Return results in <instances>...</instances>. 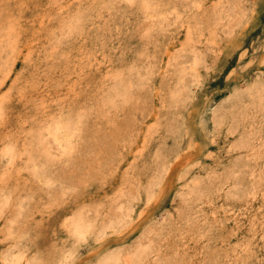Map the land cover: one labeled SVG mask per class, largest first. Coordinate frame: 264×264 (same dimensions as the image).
I'll return each mask as SVG.
<instances>
[{"label": "rangeland", "instance_id": "374dc122", "mask_svg": "<svg viewBox=\"0 0 264 264\" xmlns=\"http://www.w3.org/2000/svg\"><path fill=\"white\" fill-rule=\"evenodd\" d=\"M23 1L0 0V264L8 255L17 264H98L147 236L154 243L141 264H264V0ZM78 218L89 224L83 234Z\"/></svg>", "mask_w": 264, "mask_h": 264}, {"label": "bare ground", "instance_id": "6f19581e", "mask_svg": "<svg viewBox=\"0 0 264 264\" xmlns=\"http://www.w3.org/2000/svg\"><path fill=\"white\" fill-rule=\"evenodd\" d=\"M3 1H5V0H3ZM19 1H20V0H19ZM21 1H22V0H21ZM24 1H25V0H24ZM24 1H23V2H24ZM30 1H31V0H30ZM207 1H208V0H207ZM207 1L205 0V2H207ZM226 1H227V0H226ZM25 2H26V1H25ZM65 2H66V1H65ZM65 2H64V3H65ZM200 2H201V1H200ZM209 2H210V1H209ZM2 3H3V2H2ZM18 3H19V2H18ZM27 3H28V2H27ZM38 3H40V2H38ZM201 3H202V2H201ZM0 4H1V3H0ZM3 4H4V3H3ZM7 4H8V3H7ZM32 4H33V3H32ZM34 4H35V3H34ZM42 4H43V3H42ZM60 4H61V2H60ZM62 4H63V2H62ZM62 4H61V5H62ZM81 4H82V3H81ZM145 4H147V3H145ZM225 4H226V3H225ZM11 5L14 6L13 4H11ZM21 5H25V3H24V4H21ZM21 5H19L18 7H20ZM27 5H28V4H27ZM207 5H208V4H207ZM41 6H42V5H41ZM209 6H210V5H209ZM2 7H3V5H2ZM8 7H9V6H8ZM91 7H92V6H91ZM200 7H201V5H200ZM204 7H205V6H204ZM237 7H238V5H237ZM6 8H7V7H6ZM9 8H10V7H9ZM24 8H25V7H23V9H24ZM34 8H35V7H34ZM61 8H62V7H61ZM71 8H72V7H71ZM80 8H81V7H80ZM205 8H206V7H205ZM205 8H204V11H206ZM11 9H12V8H11ZM16 9H18V8H16ZM26 9H27V8H26ZM30 9H32V7H31ZM51 9H52V8H51ZM209 9H211V8H209ZM209 9H207V10H209ZM6 10H7V9H6ZM6 10H5V11H6ZM18 10H19V9H18ZM46 10H47V9H46ZM105 10H106V9H105ZM198 10H199V9H198ZM7 11H9V10H7ZM15 11H17V10H15ZM32 11H33V10H32ZM36 11H38V10H36ZM47 11H48V10H47ZM62 11H63V10H62ZM210 11H211V10H210ZM10 13H11V11H10ZM207 13H208V12H207ZM227 13H228V12H227ZM253 13H254V12H253ZM14 14H16V12H15ZM39 14H42V13L39 12ZM45 14H46V13H45ZM51 14H52V13H51ZM63 14H64V13H63ZM200 14H201V13H200ZM202 14H203V13H202ZM210 14H211V13H209V16H210ZM231 14H232V13H231ZM26 15H28V14H26ZM11 16H13L12 13H11ZM20 16H21V10H20ZM20 16H18V17H20ZM205 16H206V14H205L203 17H205ZM232 17H233V16H232ZM40 18H41V17H40ZM42 18H43V17H42ZM169 18H170V17H169ZM235 18H236V17H235ZM239 18H240V17H239ZM239 18H238V19H239ZM211 19H212V18H211ZM213 20H214V19H213ZM23 21H24V18H23L22 22H23ZM206 21H207V20H206ZM238 21H239V20H238ZM18 22H19V21H18ZM209 22H210V21H208L207 23H209ZM228 22H229V21H228ZM240 22H241V21H240ZM26 23H27V21H26ZM35 23H36V22H35ZM35 23H34V24H35ZM41 23H42V22H41ZM204 23H205V20H204L203 23L201 22L200 24L202 25V24H204ZM207 23H206V24H207ZM186 24H187V23H186ZM196 24H197V23H196ZM27 25H30V24L27 23ZM209 25H210V24H208V25H206V26L204 25V26L207 27V26H209ZM229 25H230V24H229ZM30 26H31V25H30ZM32 26H33V25H32ZM52 26H53V25H52ZM211 26H213V25L211 24ZM11 27H12V26H11ZM21 27H23V25H22ZM24 27H25V26H24ZM33 27H34V26H33ZM193 27H194V26H193ZM201 27H202V26H201ZM209 27H210V26H209ZM214 27H215V26H214ZM232 27H233V26H232ZM31 28H32V27H31ZM35 28H36V27H35ZM35 28H34V29H35ZM37 28H38V27H37ZM37 28H36V29H37ZM191 28H192V27H191ZM211 28H213V27H211ZM211 28H210V29H211ZM216 28H217V27H216ZM233 28H234V27H233ZM3 29H4V27H3ZM26 29H27V27H26ZM26 29H25V30H26ZM36 29H35V30H36ZM202 29H203V28H202ZM25 30H24V32H25ZM28 30H29V29H28ZM30 30H31V29H30ZM30 30H29V31H30ZM41 30H42V29H41ZM206 30H207V29H206ZM216 30H217V29H216ZM216 30H215V31H216ZM33 31H34V30H33ZM38 31H39V30H38ZM38 31H37V32H38ZM43 31H44V30H43ZM194 31H195V30H194ZM207 31H208V30H207ZM208 32H209V31H208ZM208 32H207V33H208ZM212 32H213V30H212ZM25 33H26V32H25ZM55 33H56V32H55ZM203 33H204V32H203ZM28 34H29V33H28ZM34 34H35V33H34ZM178 34H179V33H178ZM31 35H32V34H31ZM198 35H199V34H198ZM206 35H207V34H206ZM218 35H219V34H218ZM220 35H221V34H220ZM223 35H224V34H223ZM37 36H38V34H37ZM41 36H42V35H41ZM71 36H72V35H71ZM202 36H203V35H202ZM14 37H15V36H14ZM30 37L32 38V36H30ZM212 37H213V36H212ZM215 37H216V36H215ZM221 37H222V36H221ZM0 38H1V37H0ZM25 38H27V34H26V37H25ZM28 38H29V37H28ZM176 38H177V37H176ZM178 38H179V37H178ZM184 38H185V37H184ZM206 38H207V36H206ZM29 39H30V38H29ZM39 39H40V38H39ZM174 39H175V38H174ZM186 39H187V38H186ZM24 40H26V39H24ZM37 40H38V38H37ZM177 40H178V39H177ZM177 40H175V41H177ZM216 40H217V39H216ZM221 40H222V39H221ZM26 41H27V40H26ZM26 41H25V42H26ZM28 41H30V40H28ZM33 41H34V40H32V43H33ZM35 41H36V40H35ZM38 41H39V40H38ZM184 41H185V39H184ZM208 41H209V40H208ZM182 42H183V40L181 41V44H183ZM185 42H186V41H185ZM201 42H203V41H201ZM201 42H199V43L202 44ZM212 42H213V41H212ZM21 43H22V42H21ZM30 43H31V42H30ZM186 43H187V42H186ZM196 43H197V42H196ZM204 43H205V41H204ZM210 43H211V42H210ZM86 44H87V43H86ZM168 44H169V43H168ZM207 44H208V43H207ZM212 44H213V43H212ZM215 44H217V43H214V45H215ZM11 45H12V44H11ZM36 45H37V43H36ZM121 45H122V44H121ZM172 45H173V44H172ZM192 45H193V44H192ZM28 46H30V45H28ZM31 46H32V45H31ZM115 46H116V44H115ZM168 46H169V45H168ZM168 46H167V47H168ZM183 46H184V45H183ZM211 46H213V45H211ZM2 47H3V46H2ZM12 47H13V46H12ZM35 47H36V46H35ZM86 47H87V45H86ZM171 47H172V46H171ZM177 47H178V45H177ZM200 47H201V46H200ZM213 47H214V46H213ZM3 48H4V47H3ZM38 48H40V47H38ZM82 48H83V46H82ZM189 48H190V47H189ZM198 48H199V47H197V49H198ZM217 48H218V47H217ZM28 49H30V48H28ZM31 49H32V48H31ZM85 49H86V48H85ZM172 49H173V48H172ZM71 50H72V49H71ZM80 50H81V48H80ZM86 50H87V49H86ZM159 50H160V49H159ZM165 50H166V48H165ZM190 50H192V49H190ZM219 50H220V49H219ZM81 51H82V50H81ZM84 51H85V50H84ZM19 52H20V51H19ZM87 52H88V51H87ZM170 52H171V51H170ZM28 53H29V52H28ZM75 53H76V52H75ZM84 53H85V52H84ZM162 53H163V52H162ZM166 53H167V52H166ZM72 54H73V53H72ZM82 54H83V53H82ZM189 54H190V53H189ZM10 55H11V54H10ZM78 55H79V54H78ZM158 55H159V54H158ZM165 55H166V54H165ZM167 55H169V53H168ZM14 56H15V55H13V57H14ZM79 56H80V55H79ZM95 56H96V55H95ZM99 56H100V55H99ZM187 56H188V55H187ZM22 57H23V56H22ZM73 57H75V56H73ZM76 57H77V56H76ZM83 57H84V56H83ZM181 57H182V56H181ZM166 58H167V57H166ZM98 59H99V58H98ZM158 59H159V58H158ZM167 59H168V58H167ZM91 60H92V59H91ZM94 60H95V59H94ZM96 60H97V59H96ZM96 60H95V61H96ZM193 60H194V59H193ZM67 61H68V60H67ZM162 61H163V60H162ZM74 62H75V61H74ZM74 62H73V63H74ZM178 62H179V61H178ZM19 63H20V62H19ZM85 63H86V62H85ZM94 63H95V62H94ZM101 63H102V62H101ZM165 63H166V62H165ZM105 64H106V63H105ZM163 64H164V63H163ZM163 64H162V65H163ZM94 65H95V64H94ZM114 65H115V64H114ZM105 67H106V66H105ZM164 67H165V66H164ZM190 67H192V66H190ZM190 67H189V68H190ZM98 68H99V67H98ZM107 68H108V67H106L105 69H107ZM110 68H111V66H110ZM194 68H195V67H194ZM194 68H193V69H194ZM16 69H17V68H16ZM99 69H100V68H99ZM90 71H91V69H90ZM90 71H89V72H90ZM87 72H88V71H87ZM89 72H88V74H89ZM97 72H98V71H97ZM102 72H103V71H102ZM194 72H195V71H194ZM65 73H66V72H65ZM94 73H95V71H94ZM103 73H104V72H103ZM49 74H50V73H49ZM62 74H63V73H62ZM67 74H68V73H67ZM101 74H102V73H101ZM101 74H100V76H101ZM51 75H52V74H51ZM94 75H96V74H94ZM9 76H10V75H9ZM13 76H14V75H13ZM20 76H21V75H20ZM48 76H49V75H48ZM62 76H63V75H62ZM62 76H61V77H62ZM87 76H88V75H87ZM64 77H65V76H64ZM77 77H78V76H77ZM84 77H85L84 79H86V76H84ZM95 77H97V76H95ZM11 78H13V77H11ZM16 78H17V77H16ZM48 79H49V78H48ZM52 79H53V77H52ZM64 79L66 80V78H64ZM92 79H93V78H92ZM28 80H30V79H28ZM53 80H55V79H53ZM69 80H70V79H69ZM71 80H74V79H71ZM75 80H76V79H75ZM75 80H74V81H75ZM86 80H88V78H87ZM86 80H85V81H86ZM90 80H91V77H90ZM94 80H95V79H94ZM184 80H185V79H184ZM24 81H26V80H24ZM24 81H23V82H24ZM61 81H63V80H61ZM92 81H93V80H92ZM32 82H33V81H32ZM43 82H44V81H43ZM65 82H66V81H65ZM70 82H71V81H70ZM75 82H76V81H75ZM78 82H79V84H80V81H79V80H78ZM95 82H96V81H95ZM185 82H186V81H185ZM66 83H67V82H66ZM84 83H85V82H84ZM93 83H94V81H93ZM96 83H97V82H96ZM20 84H21V83H20ZM47 84H48V82H47ZM68 84H70V83H68ZM85 84H86V83H85ZM4 85H5V84H4ZM43 85H44V84H43ZM74 85H75V84H74ZM94 85H96V84H94ZM16 86H17V84H16ZM44 86H45V85H44ZM44 86H42V88H43ZM68 86H70V85H68ZM75 86H76V85H75ZM50 87H51V86H50ZM58 87H59V86H58ZM70 87H72V86H70ZM88 87H89V86H88ZM98 87H99V86H98ZM118 87H119V86H118ZM155 87H156V86H155ZM155 87H154V88H155ZM4 88H5V87H4ZM37 88H38V87H37ZM39 88H40V87H39ZM61 88H62V87H61ZM68 88H69V87H68ZM77 88H78V87H77ZM92 88H93V87H92ZM156 88H157V87H156ZM247 88H248V87H247ZM43 89H44V88H43ZM43 89H42V90H43ZM46 89H47V88H46ZM53 89H54V88H53ZM56 89H57V88H56ZM118 89H119V88H118ZM2 90H3V89H2ZM2 90H1V91H2ZM31 90H34V89H31ZM31 90H30V91H31ZM39 90H40V89H39ZM39 90H38V91H39ZM57 90H58V89H57ZM59 90H60V89H59ZM61 90H62V89H61ZM61 90H60V91H61ZM64 90H65V89H64ZM67 90H68V89H67ZM69 90H70V88H69ZM83 90H84V89H83ZM86 90H87V89H86ZM119 90H120V89H119ZM167 90H168V89H167ZM250 90H251V89H250ZM28 91H29V90H27V93H30V92H28ZM65 91H66V90H65ZM79 91H80V90H79ZM81 91H82V90H81ZM90 91H91V90H90ZM90 91H89V93H91ZM92 91H94V89H92ZM95 91H96V90H95ZM43 92H44V91H43ZM45 92H46V91H45ZM77 92H78V91H77ZM13 93H15V92H13ZM47 93H48V92H47ZM47 93H46V94H47ZM54 93H55V92H54ZM54 93H53V94H54ZM57 93H59V91H58ZM66 93H67V92H66ZM69 93H71V92H69ZM95 93H96V92H95ZM154 93H155V92H154ZM24 94H25V91H24ZM37 94H38V93H37ZM40 94H42V93H40ZM49 94H51V93H49ZM67 94H68V93H67ZM73 94H74V92H73ZM75 94H77V93H75ZM81 94H82V92H81ZM93 94H94V93H93ZM97 94H98V93H97ZM97 94H95V96H96ZM99 94H100V93H99ZM119 94L121 95V93H119ZM155 94H156V93H155ZM242 94H243V93H242ZM29 95H30V94H29ZM55 95H56V94H55ZM68 95H69V94H68ZM79 95H80V94H79ZM84 95H85V93H84ZM84 95H83V96H84ZM86 95H87V94H86ZM86 95H85V97H86ZM90 95H91V94H90ZM161 95H162V94H161ZM179 95H180V94H179ZM10 96H11V95H10ZM26 96H27V95H26ZM38 96H39V95H38ZM41 96H42V95H41ZM56 96H57V95H56ZM66 96H67V95H66ZM148 96H149V95H148ZM31 97H32V96H31ZM33 97H34V96H33ZM52 97H53V96H52ZM68 97H69V96H68ZM80 97L83 98L82 96H80ZM93 97H94V96H93ZM171 97H172V96H171ZM227 97H228V96H227ZM1 98H2V97H1ZM13 98H14V97H13ZM18 98H19V97H18ZM42 98H43V97H42ZM42 98H41V99H42ZM48 98H49V97H48ZM48 98H47V99H48ZM95 98H96V97H95ZM97 98H98V97H97ZM97 98H96V99H97ZM144 98H145V97H144ZM187 98H188V97H187ZM2 99H3V98H2ZM41 99H40V100H41ZM50 99H51V98H50ZM62 99H63V98H62ZM71 99H72V98H71ZM79 99H80V98H79ZM90 99H91V98H90ZM92 99H93V98H92ZM173 99H174V98H173ZM77 100H78V98H77ZM80 100H81V99H80ZM83 100H84V99H83ZM85 100H86V99H85ZM87 100H88V99H87ZM97 100H99V98H98ZM111 100H112V99H111ZM155 100H156V99H155ZM7 101H8V100H7ZM27 101H29V99H28ZM41 101H42V100H41ZM66 101H67V100H66ZM68 101H70V100H68ZM68 101H67V102H68ZM149 101H150V100H149ZM232 101H233V100H232ZM18 102H19V101H18ZM23 102H24V101H23ZM32 102H33V101H32ZM49 102H50V101H49ZM64 102H65V101H64ZM73 102H76V100H73ZM84 102H85V101H84ZM94 102H95V100H94ZM97 102H98V101H97ZM80 103H81V102H80ZM138 103H139V102H138ZM149 103H150V102H149ZM149 103H147V105H148ZM21 104H22V103H21ZM34 104H35V103H34ZM87 104H88V103H87ZM127 104H128V103H127ZM133 104H134V103H133ZM11 105H12V104H11ZM22 105H23V104H22ZM29 105H30V104H29ZM99 105H100V104H99ZM141 105H142V104H141ZM155 105H156V103H155ZM4 106H5V105H4ZM38 106H39V105H38ZM41 106H42V105H41ZM49 106H50V105H49ZM81 106H82V105H81ZM86 106H87V105H86ZM120 106H121V105H120ZM130 106H131V105H130ZM148 106H149V105H148ZM152 106H153V105H152ZM5 107H6V106H5ZM31 107H32V106H31ZM39 107H40V106H39ZM99 107H100V106H99ZM137 107H138V106H137ZM146 107H147V106H146ZM155 107H156V106H155ZM36 108H37V107H36ZM135 108H136V107H135ZM141 108H142V107H139V109H141ZM3 109H4V108H3ZM5 109H6V108H5ZM11 109H12V108H11ZM16 109H17V108H16ZM18 109H19V108H18ZM18 109H17V110H18ZM26 109H27V108H26ZM40 109H41V108H40ZM40 109H39V110H40ZM118 109H120V108L118 107ZM145 110H148V109H145ZM6 111H7V110H6ZM6 111H5L3 114H5ZM20 111H21V110H20ZM37 111H38V110H37ZM97 111H98V110H97ZM130 111H131V110H130ZM140 111H141V110H140ZM142 111H143V109H142ZM142 111H141V112H142ZM149 111H150V110H149ZM18 112H19V110H18ZM18 112H17V113H18ZM33 112H34V111H33ZM93 112H95V111H93ZM132 112H133V111H132ZM146 112H147V111H146ZM153 112H155V111L153 110ZM216 112H217V111H216ZM8 113H10V112H8ZM17 113H16V114H17ZM36 113H37V112H35V115H36ZM50 113H52V112H50ZM95 113H96V112H95ZM147 113H148V112H147ZM147 113H146V114H147ZM12 114H15V113H12ZM19 114H20V112H19ZM126 114L128 115L127 111H126ZM131 114H132V113H131ZM133 114H134V113H133ZM8 115H9V114H8ZM17 115H18V114H17ZM122 115H123V114H122ZM141 115H142V114H141ZM143 115H144V114H143ZM4 116H5V115H4ZM11 116H12V115H11ZM51 116H52V115H51ZM103 116H104V115H103ZM125 116H126V115H125ZM125 116H124V117H125ZM128 116H129V115H128ZM149 116H150V115H149ZM155 116H156V115H155ZM23 117H24V116H23ZM116 117H117V116H116ZM118 117H119V116H118ZM130 117L133 118L132 115H131ZM147 117H148V116H147ZM7 118H8V117H7ZM11 118H12V117H11ZM15 118H16V117H15ZM35 118H36V117H35ZM38 118H39V116H38ZM81 118H82V117H81ZM113 118H114V117H113ZM122 118H123V116H122ZM127 118H128V117H127ZM127 118L125 117L124 120H126ZM145 118H146V117H145ZM219 118H220V117H219ZM39 119H40V118H39ZM106 119L108 120V118H106ZM106 119H105V121H106ZM137 119H139V118H137ZM220 119H221V118H220ZM5 120H6V118H5ZM5 120H4V121H5ZM46 120H47V119H46ZM93 120H94V119H93ZM101 120H102V119H101ZM117 120H118V119H117ZM119 120H120V119H119ZM119 120H118V121H119ZM139 120H140V119H139ZM259 120H260V119H259ZM2 121H3V120H2ZM4 121H3V122H4ZM7 121H8V120H7ZM7 121H6V122H7ZM12 121H13V119H12ZM36 121H37V120H36ZM38 121H39V120H38ZM38 121H37V122H38ZM95 121H96V120H95ZM110 121H111V119H110ZM129 121H132V120L129 119ZM129 121H128V119H127V122H126V121H125V122L128 124ZM133 121H135V120L133 119ZM151 121H153V120H151ZM13 122H14V121H13ZM17 122H18V121H17ZM31 122H32V121H31ZM40 122H41V121H40ZM96 122H97V121H96ZM100 122H101V121H100ZM100 122H99V123H100ZM114 122H115V121H114ZM119 122H120V121H119ZM148 122H150V121H148ZM246 122H247V121H246ZM52 123H53V122H52ZM67 123L69 124V122H67ZM91 123H92V122H91ZM93 123H94V121H93ZM93 123H92V124H93ZM97 123H98V122H97ZM103 123H104V122H101L102 127L104 126ZM106 123H107V122H106ZM109 123H112V122H109ZM126 123H123V124L126 125ZM130 123H131V122H130ZM133 123H134V122H133ZM1 124H2V123H1ZM15 124H16V123H15ZM38 124H39V123H38ZM47 124H48V123H47ZM50 124H51V123H50ZM68 124H67V126H68ZM89 124H90V123H89ZM101 124H100V125H101ZM112 124H113V123H112ZM123 124H122V126H123ZM131 124H132V123H131ZM136 124H137V123H136ZM2 125H5V124H2ZM43 125H44V123H43ZM71 125H72V124H71ZM87 125H88V124H87ZM113 125H114V124H113ZM125 125H124L123 127H125ZM139 125H140V124H139ZM57 126H58V125H57ZM119 126H120V124H119ZM122 126H120L119 128H121ZM9 127H10V126H9ZM51 127H52V126H51ZM59 127H60V126H59ZM72 127H73V126H72ZM72 127L69 125V130H70ZM95 127H96V126H95ZM105 127H106V126H105ZM114 127H115V126H114ZM123 127H122V128H123ZM126 127H127V126H126ZM128 127H129V125H128ZM11 128H13V126L10 127V128H8V129H11ZM90 128H91V125H90ZM92 128H93V127H92ZM99 128H100V127H99ZM131 128H133V127H131ZM131 128H129V129H131ZM142 128H143V126H142ZM142 128H141V129H142ZM13 129H14V128H13ZM22 129H25V128H22ZM40 129H41V128H40ZM96 129H97V128H96ZM96 129H95V131H96ZM100 129H101V128H100ZM100 129H99V130H100ZM105 129L107 130V128H105ZM123 129H124V128H123ZM137 129H138V128H137ZM143 129H144V128H143ZM91 130H92V129H91ZM102 130H103V129H102ZM102 130H100V132H101ZM120 130H121V129H120ZM120 130H117V131L120 132ZM7 131H8V130H7ZM41 131H42V130H41ZM97 131H98V130H97ZM104 131H105V130H103L102 132H104ZM129 131H130V130H127V129H126V132H127V133H128ZM134 131H135V127H134ZM142 131H143V130H142ZM255 131H256V130H255ZM12 132H14V130H13ZM60 132H61V131H60ZM63 132H64V131H63ZM98 132H99V131H98ZM98 132H97V133H98ZM100 132H99V133H100ZM102 132H101V133H102ZM123 132H124V131H123ZM235 132H236V131H235ZM7 133H8V132H7ZM7 133H6V134H7ZM9 133L11 134V132H9ZM9 133H8V134H9ZM25 133H26V132H25ZM66 133H67V132H66ZM66 133H65V134H66ZM117 133H118V132H117ZM124 133H125V132H124ZM141 133H142V132H141ZM160 133H161V132H160ZM29 134H30V133H29ZM105 134H106V135L108 134V130H107V133L105 132ZM129 134H130V133H129ZM129 134H128V135H129ZM259 134H260V133H259ZM4 135H5V134H4ZM4 135H3V136H4ZM13 135H14L15 138L17 137V135L15 136V134H11L10 136L13 137ZM100 135H101V134H100ZM100 135H99V136H100ZM102 135H103V133H102ZM102 135H101V136H102ZM116 135H117V134H116ZM119 135H120V134H118V136H119ZM135 135H136V134H135ZM160 135H161V134H159V136H160ZM6 136H7V135H6ZM24 136H25V135H24ZM90 136H91V135H90ZM125 136H126V135H125ZM131 136H132V135H131ZM138 136H139V135H138ZM150 136H152V135H150ZM52 137H53V136H52ZM55 137H56V136H55ZM92 137H93V136H92ZM104 137H105V136H104ZM108 137H109V136H108ZM112 137H113V136H112ZM119 137H120V136H119ZM139 137H140V136H139ZM17 138H18V137H17ZM26 138H27V137H26ZM43 138H44V137H43ZM66 138H67V137H66ZM71 138H72V137H71ZM100 138H101V137H100ZM110 138H111V137H109V139H110ZM116 138H118V137H116ZM120 138H121V137H120ZM120 138H119V139H120ZM136 138H137V137H136ZM2 139H3V138H2ZM27 139H28V138H27ZM90 139H91V138H90ZM106 139H107V138H106ZM119 139H117V140H118V141H121V139H120V140H119ZM125 139H126V141H125L124 139H122V140H124L125 142H127V141H128L127 138H125ZM139 139H140V138H139ZM144 139H145V138H144ZM144 139H143V140H144ZM159 139H160V138H159ZM17 140H19V139H17ZM48 140H50V138H49ZM98 140H99V138H98ZM132 140H133V139H132ZM140 140H141V139H140ZM161 140H162V139H161ZM2 141H3V140H2ZM76 141H77V140H76ZM87 141H88V140H87ZM89 141H90V140H89ZM101 141H104V139L102 138ZM101 141H100V142H101ZM109 141H110V140H109ZM118 141H117V143H118ZM136 141H137V140H136ZM150 141H151V140H150ZM51 142H53V141H51ZM92 142H94V139H93V138H92ZM114 142H115V141H114ZM122 142H123V141H122ZM122 142H121V143H122ZM141 142H142V141H141ZM155 142H156V141H155ZM212 142H213V141H212ZM97 143H98V141H97ZM106 143H107V140H106ZM112 143H113V142H112ZM112 143H111V144H112ZM135 143H136V142H135ZM46 144H47V143H46ZM61 144H62V143H61ZM61 144H60V145H61ZM88 144H89V143H88ZM108 144H109V143H108ZM115 144H116V143H115ZM122 144H123V143H122ZM128 144H129V142H128ZM16 145H17V144H16ZM19 145H20V144H19ZM49 145H50V144H49ZM49 145H48V146H49ZM62 145H63V144H62ZM85 145H86V144H85ZM89 145H90V144H89ZM89 145H88V147H89V149H91L92 147L90 148ZM95 145H98V144H95ZM99 145H100V144H99ZM102 145H103V144H102ZM105 145H106V144H105ZM126 145H127V144H126ZM131 145H133V144H131ZM136 145H137V143H136ZM140 145H141V144H140ZM32 146H33V145H32ZM48 146H47V147H48ZM92 146H93V145H92ZM110 146H111V145H109L108 148H109ZM112 146H114V148H115L116 145H112ZM117 146H118V145H117ZM129 146H130V145H129ZM133 146H134V145H133ZM14 147H15V146H14ZM17 147H18V145H17ZM62 147H63V146H62ZM93 147H94V146H93ZM96 147L98 148V147H100V146H96ZM101 147H102V146H101ZM118 147H119V146H118ZM120 147H121V145H120ZM125 147H126V146H125ZM130 147H131V146H130ZM139 147H140V146H139ZM19 148H20V147H19ZM19 148H18V149H19ZM104 148H105V147H104ZM114 148H113V151H112V152H114ZM134 148H135V147H134ZM145 148H146V147H145ZM168 148H169V147H168ZM11 149H13V148H11ZM41 149H42V148H41ZM86 149H87V148H86ZM100 149H101V148H100ZM100 149H99V150H100ZM102 149H103V148H102ZM106 149H107V146H106ZM118 149H119V148H118ZM122 149H123V148H122ZM135 149H136V148H135ZM150 149H151V148H150ZM19 150H20V149H19ZM81 150H82V149H81ZM83 150L85 151V149H83ZM91 150H92V149H91ZM104 150H105V149H104ZM107 150H108V149H107ZM110 150H111V149H110ZM115 150H117V148H116ZM145 150H146V149H145ZM17 151H18V150H17ZM20 151H21V150H20ZM20 151H19L18 153H20ZM92 151H94V150H92ZM101 151H102V150H101ZM119 151H120V150H118V152H119ZM124 151H125V150H124ZM127 151H128V150H127ZM127 151H126V154H127ZM132 151H133V150H132ZM137 151H138V150H137ZM147 151L149 152V150H147ZM79 152H80V151H79ZM90 152H91V151H90ZM103 152H104V151H103ZM103 152H102V153H103ZM110 152H111V151H110ZM112 152H111V153H112ZM122 152H123V150H122ZM170 152H171V151H170ZM179 152H180V151H179ZM99 153H100V152H99ZM104 153H105V152H104ZM111 153L109 154L110 156H111ZM129 153H131V152L129 151ZM129 153H128V154H129ZM180 153H181V152H180ZM16 154H17V153H16ZM81 154H82V151H81ZM83 154L86 156V154H85L84 152H83ZM93 154H94V152H93ZM97 154H98V153H97ZM97 154H96V155H97ZM115 154H116V153L114 152V154L112 155L113 157H115L114 159H116V156H114ZM117 154L119 155V153H117ZM142 154H143V153H142ZM18 155H19V154H17V156H18ZM34 155H35V154H34ZM94 155H95V154H94ZM100 155H101V154H100ZM146 155H148V154H146ZM9 156H10V155H9ZM9 156H8V157H9ZM81 156H82V155H81ZM107 156H108V154L106 155V157H107ZM126 156H127V155H126ZM133 156H134V154H133ZM181 156H182V155H181ZM47 157H48V156H47ZM72 157H73V156H72ZM92 157H93V156H92ZM92 157H91V159H92ZM97 157H98V156H97ZM99 157H102V158H103V156H99ZM108 157H109V156H108ZM108 157H107V158H108ZM122 157H124V155H122ZM179 157H180V155H179ZM9 158H10V157H9ZM17 158H18V157H17ZM21 158H22V157H21ZM35 158H36V157H35ZM74 158L78 159L77 157H74ZM94 158H95V157H94ZM104 158H105V157H104ZM104 158H103V160H105ZM144 158H145V157H144ZM148 158H149V157H148ZM220 158H221V157H220ZM46 159H47V158H46ZM76 159H75V161H76ZM89 159H90V158H89ZM99 159H100V158H99ZM108 159H109V158H108ZM108 159H107V160H108ZM121 159H122V158H121ZM192 159H193V157H192ZM211 159H212V158H211ZM50 160H51V159H50ZM73 160H74V159H73ZM78 160H80V159H78ZM78 160H77L76 162H78ZM86 160H87V158H86ZM117 160H118V159H117ZM126 160H127V159H126ZM8 161H9V159H8ZM14 161H15V160H14ZM69 161H70V160H69ZM81 161H82V159H81ZM81 161H80V164H81ZM83 161H84V160H83ZM93 161H94V160H93ZM98 161H99V160H98ZM100 161H101V160H100ZM105 161H106V160H105ZM105 161H104L102 164H104ZM108 161H109V160H108ZM120 161H121V160H120ZM120 161H119V162H120ZM28 162H29V161H28ZM61 162H62V161H61ZM63 162H64V161H63ZM72 162H73V161H72ZM88 162H89V161H88ZM106 162H107V161H106ZM114 162H116V160H114ZM140 162H141V160H140ZM144 162H145V161H144ZM146 162H147V160H146ZM170 162H171V161H170ZM187 162H188V161H187ZM68 163H69V162H68ZM82 163H83V162H82ZM117 163H118V162H117ZM123 163H124V161H123ZM171 163H172V162H171ZM176 163H177V162H176ZM179 163H180V162H179ZM11 164H12V163H11ZM59 164H61V163H59ZM71 164H72V163H71ZM91 164H92V161H91ZM93 164H94V162H93ZM98 164H99V162H98ZM105 164H106V163H105ZM111 164H113V163H112V159H111V163H109V164L107 163V166L110 167ZM149 164H150V163H149ZM12 165H13V164H12ZM16 165H17V164H16ZM68 165H69V164H68ZM68 165H66V166L68 167ZM73 165H74V164H73ZM78 165H79V164H78ZM89 165H90V164H89ZM114 165H115V164H114ZM118 165H119V164H118ZM121 165H122V164H121ZM123 165H124V164H123ZM172 165H173V164H172ZM183 165H184V164H183ZM37 166H38V165H37ZM71 166H72V165H71ZM74 166H75V165H74ZM74 166H73V167H74ZM83 166L85 167V165H83ZM90 166H91V165H90ZM98 166H99V165H98ZM102 166H103V165H101V167H102ZM104 166H105V165H104ZM119 166H120V165H119ZM10 167H11V166H10ZM35 167H36V166H35ZM41 167H42V166H41ZM62 167H63V166H62ZM62 167H61V168H62ZM77 167H78V166H77ZM94 167H95V166H94ZM181 167H182V166H181ZM15 168H16V166H15ZM15 168H14V172H15ZM20 168H21V167H20ZM53 168H54V167H53ZM61 168H60V169H61ZM63 168H64V167H63ZM70 168H72V167H70ZM70 168H69V170H70ZM75 168H76V167H75ZM81 168H83V167H81ZM85 168H86V167H85ZM90 168H91V167H90ZM110 168H112V167H110ZM113 168H114V167H113ZM116 168H118V167H116ZM136 168H137V167H136ZM146 168H147V167H146ZM18 169H19V168H18ZM36 169H37V168H36ZM47 169H48V168H47ZM51 169H52V168H51ZM54 169L56 170V167H55ZM54 169H53V170H54ZM57 169H58V168H57ZM83 169H84V168H83ZM91 169H92V168H91ZM12 170H13V169H12ZM20 170H21V169H20ZM45 170H46V169H45ZM61 170H62V169H61ZM69 170H68V172H69ZM78 170H79V169H78ZM80 170H81V169H80ZM109 170H110V169H109ZM113 170H114V169H113ZM115 170H117V169H115ZM18 171H19V170H18ZM46 171H47V170H46ZM74 171H75V169H74ZM82 171H83V170H82ZM84 171H85V169H84ZM84 171H83V172H84ZM94 171H95V170H94ZM97 171H98V170H97ZM100 171H101V170H100ZM102 171H103V170H102ZM10 172H11V171H10ZM14 172H13V173H14ZM20 172H21V171H20ZM37 172H38V171H37ZM47 172H49V171H47ZM47 172H46V173H47ZM65 172H66V170H65ZM76 172H77V171H76ZM92 172H93V170H92ZM116 172H117V171H116ZM136 172H137V171H136ZM177 172H178V171H177ZM69 173H70V172H69ZM69 173H68V174H69ZM81 173H82V172H81ZM111 173H113V171H112ZM14 174H15V173H14ZM43 174H44V173H43ZM71 174H72V173H71ZM74 174H75V173H74ZM77 174H78V172H77ZM85 174L87 175V173H85ZM92 174H93V173H92ZM103 174H104V173H103ZM106 174H107V173H106ZM116 174H117V173H116ZM10 175H11V174H10ZM10 175H9V176H10ZM45 175H46V174H45ZM48 175H49V174H48ZM48 175H47V176H48ZM75 175H76V174H75ZM75 175H74V177H76ZM95 175H96V174H95ZM131 175H133V174H131ZM137 175H138V174H137ZM229 175H230V174H229ZM15 176H16V174H15ZM20 176H21V175H20ZM24 176H26V175H24ZM78 176H79V175H78ZM81 176H82V175H81ZM106 176H107V175H106ZM11 177H12V176H11ZM70 177H71V175H70ZM70 177H68V178L70 179ZM99 177H100V176H99ZM117 177H118V176H117ZM167 177H169L168 174H167ZM167 177H166V178H167ZM5 178H7V177H4V179H5ZM17 178H18V177H17ZM45 178H46V177H44V179H45ZM77 178H78V177H77ZM80 178H81V177H79V179H80ZM94 178H96V177L94 176ZM97 178H98V176H97ZM127 178H128V177H127ZM234 178H235V177H234ZM2 179H3V178H2ZM24 179H25V178H24ZM26 179H27V178H26ZM75 179H76V178H75ZM79 179H78V180H79ZM98 179H99V178H98ZM101 179H102V178H101ZM117 179H118V178H117ZM174 179H175V177H174ZM174 179H173V180H174ZM7 180H8V179H7ZM10 180H11V179H10ZM53 180H54V179H53ZM64 180H65V179H64ZM66 180H67V177H66ZM70 180L72 181V179H70ZM70 180H69V181H70ZM73 180H74V178H73ZM76 180H77V179H76ZM78 180H77V182H78ZM80 180H83V181H84V179H80ZM93 180H94V179H93ZM175 180H176V179H175ZM194 180H196V179H194ZM3 181H4V180H3ZM12 181H13V178H12ZM17 181H18V180H17ZM45 181H46V180H45ZM48 181H49V180H48ZM48 181H47V182H48ZM71 181H70V183H72ZM74 181H75V180H74ZM85 181H86V179H85ZM87 181H88V180H87ZM87 181L84 182V185H85V183H87ZM119 181H120V180H119ZM123 181H124V180H123ZM201 181H202V180H201ZM21 182H22V181H21ZM26 182H27V181H26ZM50 182H51V181H50ZM53 182H54V181H53ZM65 182H66V181H65ZM65 182L63 181L64 184H65ZM77 182H75V183H77ZM110 182H112V181H110ZM163 182H164V181H163ZM194 182H195V181H194ZM196 182H198V180H197ZM3 183H4V182H3ZM3 183H0V184H3ZM7 183H8V182H7ZM67 183H68V180H67ZM105 183H106V182H105ZM118 183H119V182H118ZM4 184H5V183H4ZM14 184H16V183H14ZM17 184H18V182H17ZM77 184H80V183H77ZM100 184H101V183H100ZM113 184H114V183H113ZM115 184H116V183H115ZM134 184H136V183H134ZM163 184H165V183H163ZM174 184H175V183H174ZM174 184H173V185H174ZM224 184H225V183H224ZM9 185H11V184H9ZM23 185H24V184H23ZM27 185H28V184H27ZM27 185H26V186H27ZM48 185H49V184H48ZM48 185H47V186H48ZM58 185H59V184H58ZM70 185H73V184H70ZM75 185H76V184H75ZM81 185H83V182H82V184H80V186H79V185H78V186L81 187ZM105 185H106V184H105ZM221 185H222V184H221ZM14 186H15V185H14ZM19 186H20V184H19ZM24 186H25V185H24ZM61 186H62V185H61ZM67 186H68V185H67ZM78 186H74V187L77 188ZM106 186H107V185H106ZM162 186H163V185H162ZM169 186H171V185H169ZM5 187H6V184H5L4 188H5ZM15 187H17V185H16ZM30 187H31V186H30ZM51 187H52V186H50V188H51ZM63 187H65V186H63ZM63 187H61V188H63ZM79 187H78V188H79ZM111 187H112V185H111ZM127 187H128V186H127ZM136 187H137V186H136ZM222 187H223V186H222ZM1 188H2V187H1ZM4 188H3V189H4ZM11 188H12V186L10 187V189H11ZM47 188H49V187H47ZM112 188H113V187H112ZM141 188H142V187H141ZM174 188H175V187H174ZM225 188H226V187H225ZM21 189H22V188H21ZM23 189H24V188H23ZM43 189H44V188H43ZM79 189H80V188H79ZM103 189H104V188H103ZM107 189H108V188H107ZM114 189H116V188H114ZM131 189H132V188H131ZM172 189H173V187L171 188V190H172ZM0 190H1V189H0ZM5 190H6V188H5ZM7 190H8V189H7ZM13 190H14V192H15V190H17V189H13ZM33 190H34V189H32V191H33ZM37 190H38V189H36L35 191H37ZM52 190H53V189H52ZM77 190H78V189H77ZM148 190H149V189H148ZM168 190H169V189H168ZM1 191H2V190H1ZM23 191H24V190H23ZM26 191H27V190H26ZM26 191H24V193H25ZM35 191H34V193H35ZM38 191H39V190H38ZM105 191H106V190H105ZM105 191H103V192H105ZM112 191H113V190H112ZM133 191H134V190H133ZM165 191H166V190H165ZM172 191H173V190H172ZM199 191H200V190H193V192H196V193H198ZM9 192H11V191H9ZM14 192H13V193H14ZM51 192H52V191H51ZM53 192H54V191H53ZM53 192H52V193H53ZM79 192H81V190H79ZM137 192H138V191H137ZM158 192H159V191H158ZM3 193H4V192H3ZM19 193H20V192H19ZM36 193H38V192H36ZM40 193H41V191H40ZM48 193H49V190H48ZM76 193H77V191H76ZM133 193H134V192H133ZM25 194H26V193H25ZM32 194H33V193H32ZM50 194H51V193H50ZM104 194H105V193H104ZM0 195H1V194H0ZM2 195H3V194H2ZM2 195H1V196H2ZM4 195H5V194H4ZM7 195H8V194H7ZM10 195L12 196V194H10ZM23 195H24V194H23ZM27 195H28V193H27ZM38 195H39V194H38ZM51 195H52V194H51ZM54 195H55V193H54ZM54 195H53V196H54ZM97 195H98V193H97ZM102 195H103V194H102ZM105 195H106V194H105ZM108 195H109V194H108ZM108 195H107V196H108ZM208 195H209V194H208ZM21 196H22V195H21ZM39 196H40V195H39ZM39 196H37L36 198H38ZM78 196H79V195H78ZM91 196H92V195H91ZM123 196H124V195H123ZM131 196H132V195H131ZM155 196H156V195H155ZM40 197H41V196H40ZM42 197H43V196H42ZM57 197H58V196H57ZM87 197H88V196H87ZM89 197H90V196H89ZM89 197H88V198H89ZM92 197H93V196H92ZM92 197H91V198H92ZM185 197H186V196H185ZM187 197H188V195H187ZM202 197H203V195H202ZM10 198H11V197H10ZM19 198H20V196H19ZM33 198L35 199V197H33ZM44 198H45V197H44ZM50 198H51V197H50ZM91 198H90V199H91ZM109 198H110V197H109ZM113 198H114V197H113ZM133 198H134V197H133ZM3 199H4V198H3ZM13 199H14V201H15V203H16L15 198H13ZM13 199H12V200H13ZM42 199H43V198H42ZM45 199L47 200V198H45ZM78 199H80V198H78ZM90 199H88V200H90ZM93 199H94V198H93ZM154 199H155V198H154ZM154 199H152V200H154ZM37 200H38V199H37ZM40 200H41V198H40ZM55 200H57V199L54 197V201H55ZM99 200H100V199H99ZM152 200H151V201H152ZM208 200H209V199H208ZM10 201H11V200H10ZM14 201H12V202H13V203L11 204L12 207H13V205H15V204H14ZM74 201H76V200H74ZM110 201H111V199H110ZM151 201H150V202H151ZM195 201H196V200H195ZM205 201H206V200H205ZM40 202H41V201H40ZM72 202H73V201H72ZM82 202H83V201H82ZM112 202H113V201H112ZM187 202H188V201H187ZM19 203H20V202H19ZM37 203H39V201H37ZM44 203H45V201L43 202V204H44ZM77 203H79V202H77ZM84 203H85V202H84ZM29 204H30V202H29ZM32 204H33V202H32ZM35 204H36V203H35ZM57 204H61V203L57 202ZM74 204H75V203H74ZM147 204H148V203H147ZM147 204H146V205H147ZM210 204H211V203H210ZM221 204H222V203H221ZM9 205H10V204H9ZM39 205H40V204H39ZM54 205H55V207H56V204H54ZM75 205H77V204H75ZM105 205H106V204H105ZM116 205H117V204H116ZM188 205H189V204H188ZM204 205H205V204H204ZM212 205H213V204H212ZM21 206H22V205H21ZM34 206H35V205H34ZM34 206H33V207H34ZM55 207H54V208H55ZM69 207H70V206H69ZM71 207H72V206H71ZM77 207H78V206H77ZM8 208H9V207H8ZM8 208H7V209H8ZM22 208H23V207H22ZM30 208H31V207H30ZM35 208H36V206H35ZM39 208H40V207H39ZM57 208H58V207H57ZM75 208H76V207H75ZM119 208H120V207H119ZM129 208H130V207H129ZM150 208H151V207H150ZM41 209H42V208H41ZM79 209H80V207H79ZM99 209H100V208H99ZM179 209H180V208H179ZM53 210H55V209H53ZM56 210H57V209H56ZM58 210H59V209H58ZM66 210H67V209H66ZM112 210H113V209H112ZM143 210H144V209H143ZM258 210H259V209H258ZM258 210H257V211H258ZM260 210H261V209H260ZM41 211H42V210H41ZM50 211H51V210H50ZM83 211H84V210H83ZM131 211H132V210H131ZM144 211H145V210H144ZM215 211H216V210H215ZM4 212H5V211H4ZM10 212H11V211H10ZM33 212H34V211H33ZM43 212H44V211H43ZM45 212H46V211H45ZM48 212H49V211H48ZM51 212H52V211H51ZM51 212H49L50 215H51ZM62 212H63V211H62ZM89 212H90V211H89ZM111 212H113V211H111ZM210 212H211V211H210ZM11 213L13 214V212H11ZM30 213H31V211H30ZM41 213H42V212H41ZM74 213H75V212H74ZM92 213H93V212H92ZM105 213H106V212H105ZM113 213H114V212H113ZM179 213H180V212H179ZM201 213H202V212H201ZM229 213H230V212H229ZM237 213H238V212H237ZM247 213H248V212H247ZM42 214H43V213H42ZM42 214H41V215H42ZM83 214H84V213H83ZM87 214H88V213H87ZM189 214H190V213H189ZM198 214H199V213H198ZM4 215H5V214H4ZM8 215L10 216V214H8ZM27 215H30V214H27ZM46 215H47V214H46ZM90 215H92V214H90ZM115 215H117V214H115ZM125 215H126V214H125ZM210 215H212V214H210ZM5 216H6V215H5ZM9 216H8V217H9ZM33 216H34V215H33ZM35 216H37V215H35ZM79 216H80V215H79ZM193 216H194V215H193ZM202 216H203V215H202ZM241 216H242V215H241ZM254 216H255V215H254ZM260 216H261V215H260ZM28 217H29V216H27V218H28ZM40 217H41V216H40ZM44 217H45V216L43 215V218H44ZM62 217H63V216H62ZM86 217H87V216H86ZM88 217H89V214H88ZM88 217H87V218H88ZM90 217H91V216H90ZM106 217H107V216H106ZM108 217H109V216H108ZM138 217H139V216H138ZM178 217H179V215H178ZM178 217H177V218H178ZM233 217H234V216H233ZM4 218H5V217H4ZM4 218H3V219H4ZM10 218H11V217H10ZM18 218H19V217H18ZM27 218H26V220H25V223H26V221H29V220H30V219L28 220ZM45 218H46V217H45ZM65 218H66V217H65ZM109 218H110V217H109ZM125 218H126V216H125ZM148 218H149V217H148ZM148 218H147V219H148ZM160 218H161V217H160ZM170 218H171V217H170ZM252 218H253V217H252ZM15 219H16V218H15ZM23 219H25V215H24V218H23ZM31 219H32V218H31ZM33 219H35V218H33ZM93 219H94V218H93ZM105 219H106V218H105ZM107 219H108V218H107ZM127 219H128V218H127ZM139 219H140V218H139ZM139 219H138V220H139ZM147 219H146V220H147ZM171 219H172V218H171ZM17 220H18V219H17ZM43 220H44V219H43ZM43 220H42L41 222H43ZM46 220H47V218H46ZM46 220H45V221H46ZM61 220H62V219H61ZM90 220H91V219H90ZM94 220H95V219H94ZM98 220H99V219H98ZM114 220H115V219H114ZM128 220H129V219H128ZM162 220H163V219H162ZM228 220H229V219H228ZM19 221H20V220H19ZM22 221H24V220L21 219V222H22ZM45 221H44V222H45ZM163 221H164V220H163ZM174 221H175V220H174ZM174 221H173V222H174ZM13 222H14V221H13ZM15 222H16V221H15ZM21 222H20V225H21L22 227H23V226H26V224L22 225L23 222H22V223H21ZM90 222H91V221H90ZM108 222H109V221H108ZM35 223H36V222H35ZM62 223H63V222H62ZM131 223H132V222H131ZM252 223H253V221H252ZM257 223H258V222H257ZM0 224H1V223H0ZM14 224H15V223H14ZM28 224H30V223L28 222ZM112 224H113V223H112ZM133 224H134V223H133ZM133 224H132V225H133ZM141 224H142V223H141ZM17 225L19 226V223H18ZM30 225H31V224H30ZM30 225H29V226H30ZM32 225H33V224H32ZM61 225H62V224H61ZM88 225H89V224H87L84 220L78 218V219H76V221H75V223H74V229H75V231H76L78 234H83L85 231L88 230ZM132 225H131V226H132ZM142 225H143V224H142ZM5 226H6V225H5ZM18 226H16V227H17L16 230H18V231H17V232L14 231L15 233L20 232L19 230L22 229V227H20V229H19ZM63 226H64V225H63ZM68 226H69V225H68ZM70 226H71V225H70ZM109 226H110V225H109ZM112 226H113V225H112ZM129 226H130V225H129ZM149 226H150V225H149ZM154 226H155V225H154ZM206 226H207V225H206ZM250 226H251V225H250ZM256 226H257V225H256ZM6 227H7V226H6ZM16 227L14 226V229H15ZM30 227H31V226H30ZM136 227H137V226H136ZM25 228H26V227H24V229H25ZM35 228H36V227H35ZM144 228H145V227H144ZM155 228H156V227H155ZM180 228H181V227H180ZM251 228H252V227H251ZM2 229H3V228H2ZM11 229H12V227H11ZM14 229H13V230H14ZM24 229H23V230H24ZM28 229H29V231H30V229L33 230L32 227H31V228L28 227ZM134 229H135V228H134ZM3 230H4V229H3ZM7 230H8V229H7ZM7 230H6V231H7ZM23 230H21V231H23ZM26 230H27V229H26ZM103 230H104V229H103ZM127 230H128V229H127ZM0 231L3 232L1 229H0ZM4 231H5V230H4ZM24 231H25V230H24ZM27 231H28V230H27ZM27 231H25V232L27 233ZM135 231H136V230H135ZM159 231L162 232L163 229H161V230H159ZM9 232H10V231H9ZM64 232H65V231H64ZM104 232H105V231H104ZM180 232H181V231H180ZM239 232H240V231H239ZM241 232H242V231H241ZM249 232H250V231H249ZM5 233H6V232H5ZM5 233H4V234H5ZM10 233H11V232H10ZM29 233H30V232H29ZM132 233H133V232H132ZM250 233H251V232H250ZM18 234H21V233H18ZM101 234H102V233H101ZM155 234H159V233H155ZM13 235H14V234H13ZM27 235H28V234H27ZM27 235H26V236H27ZM127 235H128V234H127ZM138 235H139V234H138ZM148 235H149V234H148ZM199 235H200V234H199ZM241 235H242V234H241ZM14 236H15V235H14ZM20 236H21V235H20ZM20 236H18V237H20ZM146 236H147V235H146ZM18 237H17V239H18ZM28 237H29V235H28ZM30 237H31V236H30ZM61 237H62V236H61ZM61 237H60V238H61ZM117 237H118V236H117ZM125 237H126V236H125ZM141 237H143V236H141ZM141 237H140V238H141ZM210 237H211V236H210ZM21 238H23V237H21ZM25 238H26V237H25ZM9 239H11V238H9ZM26 239H27V238H26ZM220 239H221V238H220ZM223 239H224V238H223ZM15 240H16V239H15ZM15 240H14V241H15ZM28 240H29V239H28ZM183 240H184V239H183ZM183 240H182V241H183ZM201 240H202V239H201ZM16 241H17V240H16ZM24 241H25V240H24ZM105 241H106V240H105ZM10 242H13V241L11 240ZM18 242H20V241H18ZM25 242H27V241H25ZM25 242H24V243H25ZM56 242H57V241H56ZM56 242H55V243H56ZM7 243H8V242H7ZM15 243H16V242H15ZM35 243H36V242H35ZM153 243H154V239H153L151 236H147L146 239H145V241L143 242V239L140 240V241L138 242V244H136V246L133 247V250H129V251H128V250H126V249H125V250H122L121 247H120V248H117V249L111 251L109 254L105 255L103 258H101V260L99 261L98 264H120L121 262H122V264H141L143 258L147 255V253L151 252L150 250H151V248H152ZM203 243H204V242H203ZM216 243H217V242H216ZM223 243H224V242H223ZM241 243H242V242H241ZM12 244H14V243H12ZM26 244H28V243H25V245H26ZM226 244H227V243H226ZM1 245H2V244H1ZM18 245H19V244H18ZM18 245H17V246H18ZM20 245H22V244L20 243ZM28 245H29V244H28ZM203 245H204V244H203ZM211 245H212V244H211ZM7 246H8V245H7ZM29 246H31V245H29ZM100 246H101V245H100ZM131 246H132V245H131ZM238 246H239V245H238ZM241 246H242V245H241ZM19 247H20V246H19ZM27 247H28V246H27ZM31 247H32V246H31ZM40 247H41V246H40ZM48 247H49V246H48ZM53 247H54V246H53ZM23 248H24V247H23ZM28 248H30V247H28ZM28 248H27V249H28ZM41 248H42V247H41ZM69 248H70V247H69ZM109 248H110V247H109ZM204 248H205V247H204ZM19 249H20V248H19ZM27 249H26V250H27ZM47 249H48V248H47ZM47 249H46V250H47ZM49 249H52V248L49 247ZM53 249H54V248H53ZM55 249H57V248L55 247ZM100 250H101V249H100ZM105 250H106V249H105ZM105 250H104V251H105ZM22 251H23V250H22ZM24 251H25V250H24ZM47 251H49V250H47ZM53 251H54V250H53ZM53 251H52V253H53ZM98 251H99V250H98ZM28 252H29V251H28ZM28 252H27V254H28ZM96 252H97V251H96ZM247 252H248V251H247ZM251 252H252V251H251ZM251 252H250V253H251ZM37 253H38V252H37ZM60 253H61V252H60ZM74 253H75V252H74ZM74 253H73V254H74ZM102 253H103V252H102ZM49 254H51V253H49ZM49 254H47V255H49ZM30 255L32 256V254H30ZM234 255H235V254H234ZM249 255H250V254H249ZM25 256H26V255H25ZM35 256H36V255H35ZM35 256H34V257H35ZM49 256H50V255H49ZM49 256H48V257H49ZM51 256H54V254H51ZM252 256H253V255H252ZM38 257H39V258L41 257V256H40V253H39V256H38ZM54 257H55V256H54ZM62 257H64V256H62ZM254 257H255V256H254ZM23 258H24V257H23ZM25 258H26V257H25ZM25 258H24V259H25ZM27 258L29 259L28 256H27ZM27 258H26V259H27ZM43 258H44V259H42V258H40V259H41V260H45V259H47V258H45V257H43ZM64 258H65V257H64ZM34 259H35V258H34ZM51 259H52V257H51ZM247 259H248V258H247ZM4 260H5V259H4ZM6 260H7L8 264H17V263H19V257L15 256V255H8L7 258H6ZM59 260H61V259H59ZM25 261H26V260H25ZM35 261H36V260H35ZM46 261H47V263L49 262L48 260H46ZM234 261H235V260H234ZM39 262L41 263V261L38 260V261H37V264H38ZM43 262H44V261H43ZM43 262H42V264H43ZM51 262H52V261H51ZM51 262H49V264H52ZM140 262H141V263H140ZM192 262H194V261H192ZM23 263H24V262H23ZM23 263H22V264H23ZM40 263H39V264H40ZM33 264H36V263H33ZM45 264H46V262H45ZM53 264H55V263H53Z\"/></svg>", "mask_w": 264, "mask_h": 264}]
</instances>
